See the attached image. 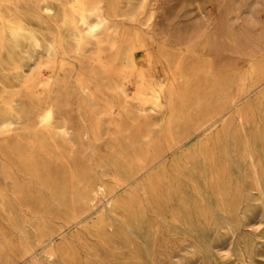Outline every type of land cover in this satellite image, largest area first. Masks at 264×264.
<instances>
[{"label":"rangeland","instance_id":"1","mask_svg":"<svg viewBox=\"0 0 264 264\" xmlns=\"http://www.w3.org/2000/svg\"><path fill=\"white\" fill-rule=\"evenodd\" d=\"M74 3L0 0V264H264V0Z\"/></svg>","mask_w":264,"mask_h":264},{"label":"bare ground","instance_id":"2","mask_svg":"<svg viewBox=\"0 0 264 264\" xmlns=\"http://www.w3.org/2000/svg\"><path fill=\"white\" fill-rule=\"evenodd\" d=\"M74 4L75 6L73 7L74 8L73 14L67 17L66 20L69 22V24L72 25V27H74L75 30H78L80 28L84 32L85 36L90 37L95 35V33L105 25L107 19L103 7L100 4V0H75ZM77 34L79 35V42L82 41V37L80 36V34L78 32ZM33 40L36 42L37 38L33 36ZM47 51H49L48 55H51L52 57L55 56V51L51 50V46L50 48H47ZM126 62L128 64H137V61L133 60L131 57H129ZM158 83H159L158 85L151 88V92H152L153 106L160 107L162 106L161 104L163 101V95H162L163 86L166 84V82L160 81ZM206 91L210 92L212 95H216L217 103L213 112L210 113V117L208 118V120H203L199 124L203 125L207 122L206 125L211 126L219 118H221L232 106L237 104V102L240 100L241 91L239 90V88H236L233 92L227 93L223 91L222 85H215L212 82L207 85ZM55 113H56L55 106L51 103L46 104L41 108V110L36 115L37 123L42 127L51 126ZM237 120L240 122V124L243 123L244 121V118L240 113H238L237 115ZM65 132L66 130L63 129V133ZM247 158L249 160L253 178L256 184L260 185L261 184L260 175L252 153H248ZM154 160L155 159H153L152 161ZM149 163L150 162L144 163L142 168L149 167L148 166ZM104 188L105 187L102 183H99L96 187L97 191L104 190Z\"/></svg>","mask_w":264,"mask_h":264}]
</instances>
